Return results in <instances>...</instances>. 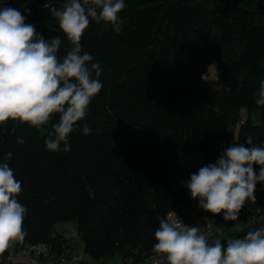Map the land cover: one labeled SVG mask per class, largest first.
<instances>
[{
	"label": "trees",
	"instance_id": "1",
	"mask_svg": "<svg viewBox=\"0 0 264 264\" xmlns=\"http://www.w3.org/2000/svg\"><path fill=\"white\" fill-rule=\"evenodd\" d=\"M6 3L36 22L46 39L60 36L57 55H66L72 44L50 11L66 0ZM125 4L117 21L90 18L82 34V51L101 65L103 88L69 135V151L46 147L59 114L41 128L12 119L0 124V162L22 182L17 199L27 209L26 235L0 256L46 245L54 254L81 252L95 264L117 254L122 264L148 262L156 255L160 220L195 201L185 186L190 174L249 136L264 145V106L256 103L264 81V0ZM210 65L223 84L216 90L202 79ZM257 112L260 122L254 123ZM195 153L203 160L191 159ZM255 195L237 221L216 214L204 232L211 231L209 239L226 247L228 239L264 226V183H257ZM70 221L77 233L68 239L55 226Z\"/></svg>",
	"mask_w": 264,
	"mask_h": 264
},
{
	"label": "clouds",
	"instance_id": "2",
	"mask_svg": "<svg viewBox=\"0 0 264 264\" xmlns=\"http://www.w3.org/2000/svg\"><path fill=\"white\" fill-rule=\"evenodd\" d=\"M125 6V0H66L62 7L52 6V16L72 44L61 59L57 55L60 36L46 39L37 31L36 22H29L20 9L0 0V124L12 119L41 128L59 114L46 147L59 151L63 145L62 150L69 151V135L103 88L98 79L101 65L90 52L82 51V34L90 18L115 22ZM208 74H202L204 81ZM216 81L215 85L207 81L214 90L223 86L218 83L219 75ZM256 103L264 106V81L257 90ZM82 132H92L86 122ZM255 165L260 166L258 174ZM258 182L264 183V145L253 143L249 136L245 143H233L215 162L191 173L185 186L203 210L222 213L225 221H237L246 202L256 200ZM21 189L22 182L9 163L0 162V254L26 235L23 221L27 209L17 199ZM155 238L153 250L168 264H264V226L228 239L225 247L219 238L211 241L197 224L186 223L171 209L160 220Z\"/></svg>",
	"mask_w": 264,
	"mask_h": 264
},
{
	"label": "built area",
	"instance_id": "3",
	"mask_svg": "<svg viewBox=\"0 0 264 264\" xmlns=\"http://www.w3.org/2000/svg\"><path fill=\"white\" fill-rule=\"evenodd\" d=\"M176 212L186 222L184 216L178 210ZM208 228L210 230V225H208ZM207 235H211V231ZM20 260L30 264H95L87 260L81 252L69 249L60 254H54L51 248L46 245H38L20 251H10L6 255L0 256V263L18 264ZM157 261H159V264H166L165 259L157 255L151 256L148 262H136L134 258H130L127 261L125 260L123 264H157Z\"/></svg>",
	"mask_w": 264,
	"mask_h": 264
},
{
	"label": "rangeland",
	"instance_id": "4",
	"mask_svg": "<svg viewBox=\"0 0 264 264\" xmlns=\"http://www.w3.org/2000/svg\"><path fill=\"white\" fill-rule=\"evenodd\" d=\"M209 72V70H208ZM218 74V69L215 66H210V72L207 75V81L211 80L213 82V84L215 85L217 83L216 81V75ZM209 84L210 87L213 88L212 83L211 82H207ZM218 83H220L218 81ZM219 88V87H217ZM252 119L254 121V123H258L260 122V113H254V115L252 116ZM191 159H193L194 161H202L203 160V155L199 154V153H195L191 156ZM198 201L195 200L193 203H186L184 205L181 206V211L184 215V218L186 220V223L188 224H197V226L200 228V230L202 232H205L207 229V223H213L215 225V218L217 217L216 214L210 213V212H199L196 207L198 206ZM220 216H223L222 213L219 214ZM232 227H235L233 224L229 225ZM56 231H58L59 233H61L62 235H64L66 238H71L73 234L77 233V229L76 226L74 224V222L70 221V222H59L56 224L55 226ZM17 240L14 242H11L8 249L12 250L15 249ZM84 246L83 242L81 241L80 244L78 245L77 250L82 249V247ZM168 263V262H167ZM0 264H10V263H0ZM18 264H30L24 260H20L18 262ZM105 264H122V260H121V256L120 255H116L110 259H108Z\"/></svg>",
	"mask_w": 264,
	"mask_h": 264
},
{
	"label": "crops",
	"instance_id": "5",
	"mask_svg": "<svg viewBox=\"0 0 264 264\" xmlns=\"http://www.w3.org/2000/svg\"><path fill=\"white\" fill-rule=\"evenodd\" d=\"M180 211H181V209H180ZM181 212H182V211H181ZM182 214H183V213H182ZM165 263L168 264L166 260H165Z\"/></svg>",
	"mask_w": 264,
	"mask_h": 264
}]
</instances>
